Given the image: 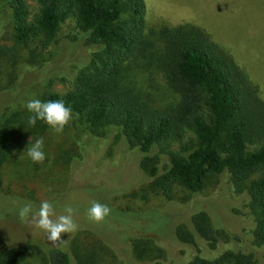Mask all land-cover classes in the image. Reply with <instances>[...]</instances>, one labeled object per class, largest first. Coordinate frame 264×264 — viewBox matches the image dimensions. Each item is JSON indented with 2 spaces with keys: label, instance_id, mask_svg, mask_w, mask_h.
I'll use <instances>...</instances> for the list:
<instances>
[{
  "label": "rangeland",
  "instance_id": "rangeland-1",
  "mask_svg": "<svg viewBox=\"0 0 264 264\" xmlns=\"http://www.w3.org/2000/svg\"><path fill=\"white\" fill-rule=\"evenodd\" d=\"M145 1V44L135 48L127 61L126 84L133 92L154 106L180 100L164 63V42L155 31L191 24L207 31L232 56L264 100V0ZM29 3L36 11V1ZM15 34L11 0H0V129L8 117L27 110L29 100H41L47 91L69 90L96 49L74 18L62 23L49 45L38 39L24 44ZM7 132L9 155L0 168V254L24 247L14 254V264H51L47 252L53 247L69 252L71 264L76 256L86 255L96 256L99 264H187L199 253L212 255L191 225L200 210H206L214 223L236 237L228 244L220 242L216 252L226 248L255 251L249 195L236 189L228 171L210 176L198 193L178 187L175 198L168 199L150 188L153 178L141 168V153L130 147L117 127L108 126L98 134L72 113L61 133L49 125L24 138L15 133V126L7 127ZM40 138L46 159L34 163L27 151ZM161 160L160 172L169 156L161 155ZM42 201L52 203L57 216L67 214L65 210L71 207L77 230L62 234L53 244L43 229L20 220V207L31 202L36 211ZM94 201L111 209L99 223L88 216ZM179 226L194 233L196 244L178 238ZM136 237L152 239V259L137 256L132 245Z\"/></svg>",
  "mask_w": 264,
  "mask_h": 264
},
{
  "label": "trees",
  "instance_id": "trees-1",
  "mask_svg": "<svg viewBox=\"0 0 264 264\" xmlns=\"http://www.w3.org/2000/svg\"><path fill=\"white\" fill-rule=\"evenodd\" d=\"M34 1L36 11L29 0H11L19 42L38 39L49 45L62 23L74 18L82 35L96 46L72 87L63 93L47 91L41 101L63 100L92 132L119 128L130 147L141 153V168L153 178L150 188L168 199L175 198L178 187L198 193L210 176L228 171L236 189L249 195L247 207L254 219L251 239L261 255L228 248L216 252L220 242L228 244L236 237L200 210L191 225L212 255L199 253L187 264H264V100L247 72L203 28L191 24L163 27L155 33L164 42L167 73L181 97L176 104L154 106L126 84L127 61L135 48L145 44V0ZM31 115L28 109L22 110L2 124L0 168L9 155L7 127L15 126V133L24 138L48 126L41 120L29 125ZM161 155L169 156L162 172ZM177 236L196 244L194 233L185 226L178 227ZM152 243L147 237L132 240L142 260L152 259ZM19 250L24 247L0 254V264H14ZM47 255L51 264L72 263L70 253L58 247L50 248ZM75 259V264H99L93 255Z\"/></svg>",
  "mask_w": 264,
  "mask_h": 264
},
{
  "label": "clouds",
  "instance_id": "clouds-1",
  "mask_svg": "<svg viewBox=\"0 0 264 264\" xmlns=\"http://www.w3.org/2000/svg\"><path fill=\"white\" fill-rule=\"evenodd\" d=\"M26 108L33 114L28 119L29 125L35 126L37 120H41L48 124L56 133H61L72 120V109L70 106H66L63 100L45 102L33 99L27 102ZM43 147V138L37 139L28 147L27 155L34 163H43L45 161L46 154L43 151ZM65 211L67 214L57 216L54 205L48 201H42L38 210L33 211V205L29 202L20 207L18 215L21 221L30 222L35 227L43 229L47 233L48 241L56 244L62 239V234L74 233L78 228L73 220V209L69 207ZM110 212L111 209L107 205L94 201L88 210V216L92 221L99 223Z\"/></svg>",
  "mask_w": 264,
  "mask_h": 264
}]
</instances>
